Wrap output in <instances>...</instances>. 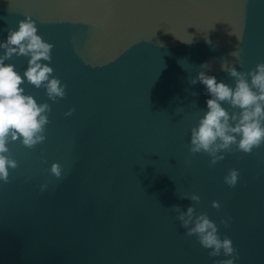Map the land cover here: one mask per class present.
<instances>
[{
    "label": "water",
    "instance_id": "95a60500",
    "mask_svg": "<svg viewBox=\"0 0 264 264\" xmlns=\"http://www.w3.org/2000/svg\"><path fill=\"white\" fill-rule=\"evenodd\" d=\"M27 16L53 45L43 63L67 87L53 102L44 87L26 78L21 85L52 111L45 142L8 144L18 167L0 181V264L230 258L210 257L196 236L185 235L173 205L207 214L238 249L234 264H264V143L250 154L222 153L211 166L207 153L189 151L191 129L211 98L190 81L205 71L235 87L221 70L224 60L242 72L264 62V0H0V42ZM237 49L239 61L230 55ZM29 58L5 63L23 77ZM205 62L209 69L200 67ZM53 163L63 169L60 179ZM233 168L240 176L229 187L224 177ZM185 193L200 202L182 199ZM228 217L225 228L220 221Z\"/></svg>",
    "mask_w": 264,
    "mask_h": 264
},
{
    "label": "clouds",
    "instance_id": "9594fccd",
    "mask_svg": "<svg viewBox=\"0 0 264 264\" xmlns=\"http://www.w3.org/2000/svg\"><path fill=\"white\" fill-rule=\"evenodd\" d=\"M37 33L36 22L27 16L19 21L17 30L9 28L6 40L0 42V49L3 50L0 54V181L4 183L9 182L10 169L18 167L17 161L9 154L8 144L19 138L24 146L34 148L45 142L47 137L44 133L50 123L51 105L46 102L38 104L32 95L24 94L25 90L21 86L24 78L36 88L44 87L48 99L53 102L66 96L67 86L52 75L54 69L49 66L53 45L44 41ZM236 38L241 39L239 36ZM181 42L190 44L192 40ZM14 55L30 57L23 77L13 64L5 63ZM230 55L239 61V49ZM200 67L209 69L211 65L205 62ZM221 70L234 78L235 87L218 82L215 76L207 75L205 71H200L190 81L193 85L197 82L203 84L206 94L211 98L206 101L208 111L203 114L198 126L191 129L189 151L193 155L207 153L211 157L210 166L225 158L222 153L240 151L250 154L254 148L264 143V62L258 63L253 70L242 72L224 60ZM223 103L239 111L230 114L222 106ZM74 111L75 109H69L65 115L70 116ZM50 172L60 179L63 169L60 164L53 163ZM239 176V170L233 168L224 177V182L229 187H235ZM47 186L42 184L40 187L44 190ZM180 196L191 202H200V197L196 194L185 193ZM212 207L219 210L221 205L218 201H213ZM171 211L177 214L180 226L186 229L185 235L196 236L203 248L210 249V257L221 254L230 257L214 264H234L239 259L238 249L233 246L231 239L227 236L221 239L217 224L207 214H197L193 206L183 211L180 206L173 205ZM230 220L231 217L222 218L220 223L227 228Z\"/></svg>",
    "mask_w": 264,
    "mask_h": 264
}]
</instances>
